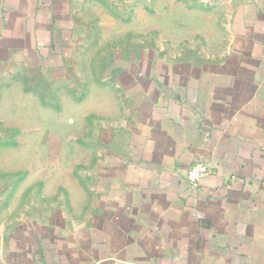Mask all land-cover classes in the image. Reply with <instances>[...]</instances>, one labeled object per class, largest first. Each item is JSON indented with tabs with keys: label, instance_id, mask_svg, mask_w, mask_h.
Masks as SVG:
<instances>
[{
	"label": "crops",
	"instance_id": "obj_1",
	"mask_svg": "<svg viewBox=\"0 0 264 264\" xmlns=\"http://www.w3.org/2000/svg\"><path fill=\"white\" fill-rule=\"evenodd\" d=\"M162 10L198 62L143 46ZM18 65L76 75L88 158L0 189V264H264V0H0V73Z\"/></svg>",
	"mask_w": 264,
	"mask_h": 264
},
{
	"label": "rangeland",
	"instance_id": "obj_2",
	"mask_svg": "<svg viewBox=\"0 0 264 264\" xmlns=\"http://www.w3.org/2000/svg\"><path fill=\"white\" fill-rule=\"evenodd\" d=\"M178 8H175L174 12L182 20L183 9ZM146 10L149 12L148 16H151L150 9ZM128 17H132V12H128ZM197 18L198 16L195 17ZM166 21V12L162 10L159 23L152 28V36L143 35V46L152 44L170 62L185 59L198 62V50L207 47V42L203 40L200 43L198 37L193 41L189 40L188 31L183 30L181 23L172 26ZM127 22V28L130 30L132 22ZM154 32L159 35L152 39ZM127 43H134V40L128 39ZM226 44L228 41L224 40L222 47H226ZM190 47L196 49L194 54H190ZM183 49L189 52L183 54ZM59 76L66 78L70 77L71 73L44 74L21 65L9 73H0L1 190L3 187V190L11 187L12 184L7 182L11 178L19 179L24 175L33 178L50 177L58 171H61L59 175L69 174L75 168L74 161L88 158L85 149L86 121H83L82 133H78L77 123L69 119L70 112L62 111L66 98H63L60 92L70 93L75 89L76 75L73 74L67 86H63L65 82L60 81L59 86H55L54 80ZM70 96L66 95L69 101ZM12 142L14 144H11ZM73 147L81 148L78 152L72 151Z\"/></svg>",
	"mask_w": 264,
	"mask_h": 264
},
{
	"label": "built area",
	"instance_id": "obj_3",
	"mask_svg": "<svg viewBox=\"0 0 264 264\" xmlns=\"http://www.w3.org/2000/svg\"><path fill=\"white\" fill-rule=\"evenodd\" d=\"M210 168L204 163H193L188 172L187 180L192 188H198L200 185V180L208 175Z\"/></svg>",
	"mask_w": 264,
	"mask_h": 264
},
{
	"label": "trees",
	"instance_id": "obj_4",
	"mask_svg": "<svg viewBox=\"0 0 264 264\" xmlns=\"http://www.w3.org/2000/svg\"><path fill=\"white\" fill-rule=\"evenodd\" d=\"M8 144V143H7ZM11 144H14V142H12Z\"/></svg>",
	"mask_w": 264,
	"mask_h": 264
}]
</instances>
